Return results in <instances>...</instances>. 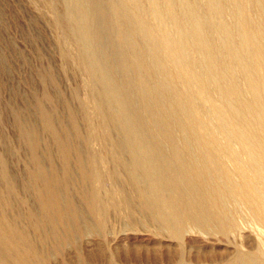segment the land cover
<instances>
[{"label":"bare ground","instance_id":"bare-ground-1","mask_svg":"<svg viewBox=\"0 0 264 264\" xmlns=\"http://www.w3.org/2000/svg\"><path fill=\"white\" fill-rule=\"evenodd\" d=\"M37 1L60 74L81 79L67 96L54 91V71L38 70V104L18 92L20 104H2L11 81L0 50L1 258L49 264L99 237L126 197L174 243V264H186L184 239L209 224L217 239L208 237L230 246L218 264H264V0ZM28 39L39 44V31ZM244 231L255 237L248 252L230 244Z\"/></svg>","mask_w":264,"mask_h":264},{"label":"rangeland","instance_id":"rangeland-1","mask_svg":"<svg viewBox=\"0 0 264 264\" xmlns=\"http://www.w3.org/2000/svg\"><path fill=\"white\" fill-rule=\"evenodd\" d=\"M35 11L37 14L35 13ZM0 12L2 14L1 16L4 15L3 24L5 27L3 28L4 31H2V35L4 36V37L2 36L3 43L0 42V46H2L0 50L1 51L3 50V52L1 51L0 52L3 53L5 56L7 55L5 59L7 63L9 62L8 63L9 75L6 78L4 77L3 80H5L6 82L11 81L7 83L8 89L9 88L10 89L9 90L7 89L1 94L2 102H3L2 104H5V103L6 104L9 103L10 105L20 104L17 98L15 96H12V93L13 95H15V93L17 92L24 93L25 95H27L26 93H28L30 100L35 105L38 104L40 102L41 93L43 91L42 85L40 84L39 81H37L38 79H37L36 74L38 70H41L44 72L45 71L48 72L49 70H52L58 75L59 80H60V83H59L60 85H59V88L55 87L56 88L54 89L55 92L57 93L61 92L68 96L70 94L69 93L70 91L76 90L78 87V79L79 80L81 79L80 76L79 77L77 76L78 78L73 77V76H68L67 78H64L59 72L61 69V63L59 62L60 60H58L59 59L58 50L53 45L52 40H51L52 36L54 35L55 30L52 26H50L48 22V16H47L48 10L45 7V5H42V3L38 2L37 0H28V1L27 0H2V1L0 0ZM38 12L42 13V15L45 18L40 20L41 24H39L38 26H33L30 24V22L36 16H38ZM38 31L41 37L40 43L33 44L30 41V39H28V37L30 36L31 33H37ZM43 37L45 38L43 39ZM49 40H51V42H49ZM5 41L7 44L5 43ZM3 44L6 48L3 47ZM8 48H10L9 52L12 51L11 52L12 55L9 54ZM15 50H17L18 53ZM39 51H41L43 55L42 60L38 58ZM17 54L22 56L25 60L22 59V57H19V55ZM7 59H9V61ZM22 61H23V64H22ZM26 62L28 64H26ZM14 67H16L15 70H14ZM34 69L35 71H33ZM53 69H56V71ZM28 75H30L31 77ZM13 79L15 81V86H14ZM34 83L37 85H35ZM18 90L21 92H19ZM35 90L37 91V93ZM30 93L32 94L35 100L34 99L32 100ZM7 97L8 98L11 97V98L8 100ZM11 99L14 101H11ZM12 102H15V103H12ZM30 118L32 119V117ZM30 118H28L27 120L32 121ZM3 131L9 137L10 142L12 144L11 146L13 147V149H15L14 154L17 156V157L15 156V158L18 159L19 161L17 162L20 163V164L16 163L17 166H15L16 168L14 167V169L16 170V172H19L18 174H21L23 172V168H22L23 160L21 158L22 153L18 151V145L16 147L14 140L12 139L14 137L13 134H15L16 132L12 131V129L9 128V126H5L3 128ZM86 156H87L85 158L86 160L88 157L90 158L89 153H86ZM115 185L116 184L114 182H111L108 180L103 182L104 191L105 192L107 191L109 193H111L112 191L116 192L117 190L115 189H117L118 186H115ZM111 187L113 188V190ZM106 188H108V190H106ZM27 196L29 199L28 194H26L25 197ZM121 198H120L118 209L116 210L110 209V212L108 211L109 213L108 212H107L108 214L106 213L107 215H105V219L107 223L104 220V223L97 225L96 231L100 235L99 236L100 238L86 236L85 238L81 240L78 246H76V249H78L79 251H76V249H74L73 247L71 248L70 245H69L70 247L66 245V248L63 254L64 256L61 255L62 257L61 256L54 257V258L52 257L51 260L49 259L50 260L49 264H62L63 262L67 264H70V263L74 264L76 263V261L74 262L73 260H77V256L80 257L81 259L86 258V261L89 259L88 261L91 262L92 264H174L176 263L178 261L177 260L178 257L175 258V256H177L176 255L177 253H175L176 252L175 245L170 239L162 235L163 233L160 232L161 230H158L159 229L158 224L157 226H155L156 222L153 221L152 223V220L147 219L145 216V213L143 212L144 213L143 214L140 208L133 207V205L135 206L136 203L133 204V202H130L133 208L138 209V211L136 210L135 212V210H132V207L131 208L129 207L131 204L127 205L129 201L125 200L126 197H124L125 199H123V197ZM123 202H125V204ZM138 212L143 214L144 217ZM129 218H132V219L134 218V219L128 220ZM144 219H146L147 222L144 221ZM132 222L133 224H131ZM214 225L209 224L208 228H206L207 234L191 233L184 239L185 241L184 251L185 252H183V255L181 256L182 261H184L186 264H218L217 263L218 261H220L221 259L227 258V257L225 258L224 256H228L227 253L229 254L228 248H230V246L217 243V241L215 240L217 239V226L215 225L216 227H213ZM99 231H102V232L105 231V232L102 233ZM210 232L213 238L215 239L208 237V234ZM254 240H255V237L253 233L249 231H244L240 239L238 238L236 240H232L233 243L231 241L230 244L231 245L237 244L236 246L241 247L240 249L242 251L244 249V252H248L247 250L250 251L253 248L252 245H254L253 244ZM236 241L238 242L236 243ZM65 256L67 259L65 258ZM73 256H74V259L72 258ZM0 259L2 260L3 258H1L0 256ZM3 261L5 260L3 259ZM109 261L111 262L109 263ZM6 264H10V263L6 262Z\"/></svg>","mask_w":264,"mask_h":264}]
</instances>
